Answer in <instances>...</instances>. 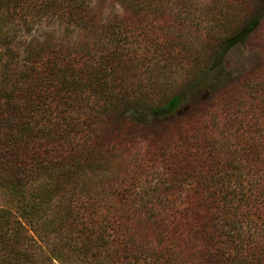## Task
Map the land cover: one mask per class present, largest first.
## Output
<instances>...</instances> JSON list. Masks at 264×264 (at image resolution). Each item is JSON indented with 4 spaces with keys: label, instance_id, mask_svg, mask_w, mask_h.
<instances>
[{
    "label": "trees",
    "instance_id": "1",
    "mask_svg": "<svg viewBox=\"0 0 264 264\" xmlns=\"http://www.w3.org/2000/svg\"><path fill=\"white\" fill-rule=\"evenodd\" d=\"M0 25V264H264V0H0ZM236 46L250 59L186 104ZM142 135L166 193L145 202Z\"/></svg>",
    "mask_w": 264,
    "mask_h": 264
},
{
    "label": "rangeland",
    "instance_id": "2",
    "mask_svg": "<svg viewBox=\"0 0 264 264\" xmlns=\"http://www.w3.org/2000/svg\"><path fill=\"white\" fill-rule=\"evenodd\" d=\"M207 1L208 0H197V3L202 5L206 3ZM109 11L110 9L106 10V12H109ZM49 23H50L49 26L34 28L30 33L20 32V37L18 36L19 38H17L15 35L13 36V34L7 33L5 34L7 36L6 39H11L17 42L19 41L21 43V51H22L25 47L27 49L32 44V42H41L45 40V33L49 30L51 31L58 27L57 23H54L51 20ZM0 26L4 27L3 25H0ZM190 28L193 32H195L194 28L192 27ZM2 30L3 29H0V33ZM200 30L203 31V28L201 27ZM0 47H1V44H0ZM10 48L11 50H15L16 43H11ZM228 58H230L231 60L232 59L236 60V62L245 63L250 59V54L248 53L246 49L242 47H237V46L234 49H232L230 52H227L222 58L223 61L220 67L216 68L215 70H211L210 73H208L203 79H201V81L197 83V86L195 87V89L193 90L190 89L189 91H185L184 99L186 101L185 102L186 104H190L191 102L195 103L196 101L200 99H204V97L208 98L210 94L212 93V91L220 84V82L226 77L230 76L229 70L225 71V70L220 69L223 63H226L228 61ZM174 62H176V60H174ZM18 65L20 66V64H13L11 65V68H14V69L19 68ZM23 68H24L23 65H21L20 69L22 71H23ZM185 103L182 104L184 108H186ZM237 139H238V136L236 135V132H234L233 128H231V126H227V135L225 136L224 139H220L219 137L217 138L216 135L214 134L212 137L213 142L211 146V149L213 150L211 154L213 160L215 161L220 160L219 162H222L223 159L221 157H223L224 160H228L229 158H231L232 153L235 154L233 152L234 150H230L225 145V141L228 140L230 142L235 143ZM133 144L134 146L132 149H130V152H129L130 153L129 158L131 160H135L136 161L135 164H141V168L138 169V171L139 170H143V171H142V175L137 176L135 178L136 185L135 184L133 185V188L131 190L132 193L135 194L136 190L134 189L137 186L136 189H138L137 191L142 196L143 202H145L147 198H149L148 195L152 193H162L165 195L166 193L160 187V184L165 185V183H163V181L159 179L161 167L157 165L156 166L153 165V162L149 160L145 162L146 160L145 158H143V155L145 153V148H146L145 135L140 136ZM135 153H137V156ZM237 154H242V153H237ZM0 186H4V185H0ZM157 187L159 188L157 189ZM177 187L172 188L171 190L172 192L170 196L172 201H171V205L169 209L171 211L170 213L172 212L174 213V217L177 216L176 213H178V209L183 207L186 200H188V196L185 194L184 190H182L181 188L177 189ZM1 190L3 191L2 188ZM1 193L2 192L0 191V207L1 206L11 207L14 201H12L11 198L7 196V194L3 195ZM142 194H144L145 196H143ZM151 203H152V199H151Z\"/></svg>",
    "mask_w": 264,
    "mask_h": 264
}]
</instances>
